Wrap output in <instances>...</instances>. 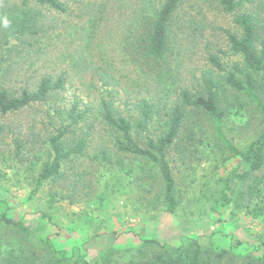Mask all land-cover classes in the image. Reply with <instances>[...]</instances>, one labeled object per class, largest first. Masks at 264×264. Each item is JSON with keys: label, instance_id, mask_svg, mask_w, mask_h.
I'll return each instance as SVG.
<instances>
[{"label": "rangeland", "instance_id": "rangeland-1", "mask_svg": "<svg viewBox=\"0 0 264 264\" xmlns=\"http://www.w3.org/2000/svg\"><path fill=\"white\" fill-rule=\"evenodd\" d=\"M64 1L68 6L65 12L32 2L36 18L33 31L17 35L3 28L0 33L1 87L19 93L25 87L34 89L44 76L65 78L64 88L45 102L6 115L0 113V124L5 125L0 137V192L10 201L7 213L22 220L35 232V238L41 232L56 249L80 253L91 264L114 248H120L114 255L123 262L130 257V249L140 246L145 238L175 247L188 238L202 244L213 238L244 256L237 258L236 264L246 263L249 256L263 255V222L248 214L247 208L260 200L264 204V167L248 174L240 156L220 150L209 117L193 113L170 149L181 200L171 213L161 210L157 203L162 184L148 162L116 151L111 129L95 116L101 99L106 98L121 113L133 114L135 125L141 120L139 99L149 92L157 99L163 95L161 86L148 75L150 64L130 52L137 31L135 16L146 0ZM218 4V0H186L174 18L171 45L179 63V88H199L203 72L213 69L210 54L222 56L228 67L242 63L240 57L228 53V33L237 30L236 15L254 11L264 34V0L244 2L230 13ZM21 5L22 0H2L0 16L5 12L12 15ZM2 22L6 28L11 23L7 17ZM221 50L227 54L222 55ZM260 79L264 104L263 73ZM176 97L172 93L167 100ZM76 101L80 111L90 110L72 129L68 143L88 138L85 155L65 163V177L37 187L36 175L47 159V136L60 120L68 121L67 112ZM160 107L148 132L136 135L143 145L147 134L156 137L163 131L159 122L164 121L166 112L163 104ZM56 110L62 112L61 117ZM223 128L237 147L245 148L264 129V109L241 95L229 103ZM17 142L22 144L19 154ZM104 150L111 153L110 159L102 158ZM222 190L233 198L225 206L216 205L211 198L213 192ZM101 197L105 198L103 203ZM43 221L46 230L39 231ZM14 237L20 235L12 229L2 232L0 264L9 254L8 242ZM32 241L39 249L44 248ZM224 264H235V260H225Z\"/></svg>", "mask_w": 264, "mask_h": 264}, {"label": "trees", "instance_id": "trees-1", "mask_svg": "<svg viewBox=\"0 0 264 264\" xmlns=\"http://www.w3.org/2000/svg\"><path fill=\"white\" fill-rule=\"evenodd\" d=\"M2 0H0L1 2ZM186 0H146L138 9L135 16V45L130 52L143 62L150 64L149 74L155 84L161 86L162 96L149 94L137 102L141 120L134 125L133 114H123L116 109L113 101L102 98L97 107L96 117L111 129L114 136L116 151L126 155H133L145 159L158 175L162 190L158 193L157 203L161 210L175 212L181 204L177 182L169 160L170 149L180 139L183 130L188 126L193 113L205 114L214 122L217 138L221 143L220 150L228 152L230 156H240L248 169V174L264 167V129L245 148L237 147L224 133L223 122L229 103L247 95L260 108L264 109L261 100V79L264 74V34L260 19L254 11H245L236 15L234 23L235 32L228 33V53L240 57L241 62H234L230 67L223 61L222 56L210 54L209 61L213 69L203 72L199 78V88L192 91L189 87L176 86L179 63L174 58V49L171 45V32L174 18ZM207 0H202L206 2ZM219 7L227 13L233 12L238 6L252 3L253 0H218ZM47 6L50 9L65 12L68 6L64 0H22V5L12 15L3 13L0 16V33L3 28L8 34H24L30 31L36 18L32 13L30 4ZM146 2V3H145ZM7 17L11 23L6 28L2 19ZM222 55L227 52L221 50ZM139 59V60H140ZM64 75L58 77L44 76L34 89L23 88L19 93H14L0 86V113L6 115L17 112L33 104L45 102L57 91L64 88ZM156 86V85H155ZM172 93L177 94L173 100ZM161 95V94H160ZM163 99V103L159 100ZM164 105L166 118L159 122L162 127L160 135L154 137L146 135L143 144L139 141V132H148L154 115L160 112ZM160 107V108H159ZM86 111H80L78 101L74 102L67 112L66 119L60 120L54 126L53 132L47 136V159L36 175L37 187L50 180L62 179L66 175L65 163L77 156H84L89 145L88 138L81 137L68 143V138L74 127L84 120ZM61 117L62 112L56 110ZM137 129V130H136ZM5 131V125L0 124V137ZM137 131V133H135ZM194 133V132H193ZM192 133V134H193ZM191 134V135H192ZM74 139V138H73ZM21 142H17V153H20ZM103 159H110L111 153L102 151ZM153 175V174H152ZM212 199L216 205L225 206L233 201L225 191L213 192ZM264 198V197H263ZM51 198L50 201H53ZM105 198L101 197V203ZM7 198L0 192V237L2 232L12 229L20 238L14 237L8 242L11 250L1 259V264H91L80 253L68 254L65 250L56 249L48 238L40 232V237H34L22 220L10 216L5 209L9 207ZM256 202L247 208L248 214L261 219L264 226V204ZM46 219V214L43 215ZM43 223H39V231H45ZM17 230V231H16ZM22 235V238H21ZM36 243H41L44 248L39 249ZM31 242V244H30ZM7 247V245H6ZM121 251L114 248L111 252H103L94 261L95 264H224L225 260H235L244 257L232 248H226L211 238L210 243L202 244L198 239L188 238L180 246H171L152 238H145L140 246L130 249V257L121 262L114 255ZM244 264H260L264 262L261 256H249Z\"/></svg>", "mask_w": 264, "mask_h": 264}]
</instances>
